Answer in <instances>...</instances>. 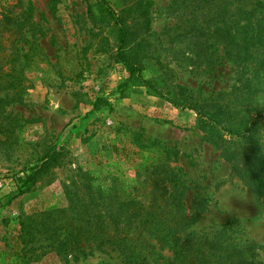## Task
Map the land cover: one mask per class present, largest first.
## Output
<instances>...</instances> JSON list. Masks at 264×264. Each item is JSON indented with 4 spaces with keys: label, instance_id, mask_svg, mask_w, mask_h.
<instances>
[{
    "label": "rangeland",
    "instance_id": "374dc122",
    "mask_svg": "<svg viewBox=\"0 0 264 264\" xmlns=\"http://www.w3.org/2000/svg\"><path fill=\"white\" fill-rule=\"evenodd\" d=\"M212 1L0 0V264H129L86 238L71 256V200L113 235L169 196L216 260L264 264V0Z\"/></svg>",
    "mask_w": 264,
    "mask_h": 264
},
{
    "label": "trees",
    "instance_id": "16d2710c",
    "mask_svg": "<svg viewBox=\"0 0 264 264\" xmlns=\"http://www.w3.org/2000/svg\"><path fill=\"white\" fill-rule=\"evenodd\" d=\"M204 2L208 0H202ZM214 0L212 1V3ZM260 5V4H259ZM101 8L107 15H110L115 19L116 23H120V18L116 13L107 6L104 2L101 3ZM120 47L125 48L128 32L121 26L120 28ZM222 32L220 27L216 31V35ZM230 37H233L230 33ZM252 38V36H250ZM248 39V37H247ZM121 61L128 65L129 70L139 71L137 67L132 66L124 58H121ZM99 101L95 102L94 105L97 107ZM192 109L201 113L196 106H191ZM214 122L216 121L213 119ZM264 123V120H263ZM255 124V123H254ZM254 125H251L249 128L241 129V127H230L228 128V133L235 136H245L249 134ZM227 130V128H225ZM264 130V124H263ZM42 165L38 168H29L30 173L26 174L24 178H19L18 183L22 192L28 191L35 182L38 174L42 172L44 166L48 164V160L43 158ZM27 170V171H28ZM178 185V184H175ZM173 186V189H176V186ZM79 199V200H78ZM71 200L72 202V212L77 221L81 222L79 226L74 223H70L66 228L68 244L70 245V254L76 260L79 261L80 256L85 255L86 252L81 247L83 239L86 238L87 241L97 242L101 247H108L110 251H117L120 255L125 258L129 264H224L225 256L220 254L219 258H223L221 262L215 259L212 250L210 249V244L199 237L195 239V232L190 231L191 225L194 223V219H176L172 216V211L174 209H182L183 212H186V204L179 203L174 204L171 196L166 197L164 204L160 205V212L146 213L148 209L142 206L141 203L135 205V210L129 214L131 217V226L135 228L134 231H123L121 234H107L102 224H98L97 213L92 214V208H97L100 206V203L96 204L95 201H92L91 205L84 202V199L78 198ZM93 200V198H92ZM152 209V208H151ZM70 211V210H69ZM68 210L59 209L55 211H49L44 213L43 216H52L53 215V224L56 225L60 220V216H66L69 212ZM98 212V210H97ZM146 213V214H144ZM100 218V217H99ZM72 220L74 218L72 217ZM188 220V221H187ZM104 221L102 220V223ZM124 219L118 220V225L126 224ZM101 225L97 228L96 226ZM106 226V225H105ZM56 227V226H55ZM59 226H57L58 228ZM95 227V228H94ZM50 228V226H49ZM71 228V230H70ZM146 234L148 236H146ZM153 239L155 244L159 247V251H156L155 244H147V241ZM146 243V244H145ZM142 244H145L142 248ZM79 249V251L77 250ZM168 250L172 253V259L165 261L162 256H156L157 253H161L162 250ZM79 256V257H78ZM160 259L162 262H160Z\"/></svg>",
    "mask_w": 264,
    "mask_h": 264
}]
</instances>
